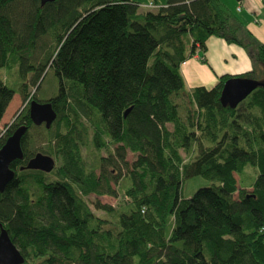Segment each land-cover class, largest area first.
Segmentation results:
<instances>
[{
    "label": "trees",
    "instance_id": "obj_1",
    "mask_svg": "<svg viewBox=\"0 0 264 264\" xmlns=\"http://www.w3.org/2000/svg\"><path fill=\"white\" fill-rule=\"evenodd\" d=\"M141 6L0 0V69L18 89L0 73V122L16 92L27 102L0 148L28 126L24 158L0 192V224L23 264H264V88L234 108L220 100L231 77L264 79V44L222 0ZM212 36L254 53V67L185 91L181 63ZM50 70L58 91L37 98L29 87L39 92ZM33 98L53 103L51 128L32 122ZM40 150L60 160L52 181L20 169ZM199 176L210 184L184 197L186 180ZM119 185L121 201L97 200V216L87 197H120Z\"/></svg>",
    "mask_w": 264,
    "mask_h": 264
},
{
    "label": "water",
    "instance_id": "obj_2",
    "mask_svg": "<svg viewBox=\"0 0 264 264\" xmlns=\"http://www.w3.org/2000/svg\"><path fill=\"white\" fill-rule=\"evenodd\" d=\"M54 0H41L44 5ZM257 87L264 88V79L257 80L247 77H231L223 86L221 93V103L223 106L236 107L245 100ZM129 110L126 111L127 114ZM29 115L36 126L45 125L47 129L51 128L57 119V111L51 101L40 102L33 98L29 105ZM28 131L27 125L18 126L14 132L6 139L0 148V192L13 181L16 171L11 164L15 160L24 158L22 148V138ZM56 167V159L43 152H36L20 169L41 170L50 173ZM25 257L19 248L12 241L6 228L0 224V264H23Z\"/></svg>",
    "mask_w": 264,
    "mask_h": 264
},
{
    "label": "crops",
    "instance_id": "obj_3",
    "mask_svg": "<svg viewBox=\"0 0 264 264\" xmlns=\"http://www.w3.org/2000/svg\"><path fill=\"white\" fill-rule=\"evenodd\" d=\"M136 1L140 4L155 1L153 7L155 9L166 3V0ZM222 2L237 20L264 44V0H222ZM206 46L204 53L199 52L181 64V73L189 88L188 91L196 86L212 88L219 82L220 76L242 74L254 67L252 58L254 53L239 44L212 36L207 40ZM203 57L206 62L202 60Z\"/></svg>",
    "mask_w": 264,
    "mask_h": 264
},
{
    "label": "rangeland",
    "instance_id": "obj_4",
    "mask_svg": "<svg viewBox=\"0 0 264 264\" xmlns=\"http://www.w3.org/2000/svg\"><path fill=\"white\" fill-rule=\"evenodd\" d=\"M148 3H146V4H148ZM146 4H142L140 9L143 10L145 8H148L151 10H156L153 7H148ZM7 70L8 69H6V68H1L0 69L1 75L8 81L9 86H11L14 89H17L16 88L17 86L14 84L16 82V80H15L16 77L13 75L12 72L7 71ZM36 87L37 86H30L29 89H30L31 93L36 92L37 98H48L51 95L55 94L58 91V87H56L53 72L51 70L47 72L44 80L41 83V87H40L39 92H38ZM188 90H189V88H188V86H186L185 91H188ZM180 102H182V104L190 106V103L185 96L182 97ZM26 104H27V102L22 99L20 93L16 92V94L13 96L11 102L9 103V106L5 112V115L3 116L2 121L0 122V136L4 133V131L7 129V127L12 124V122L16 119V117L21 113V111L24 109ZM182 111H183V109L180 110V113ZM35 144H37V146H36L37 149H40L43 146V143L40 141H36V143H34V145ZM39 152H42V150H40ZM103 154L105 155L106 152L103 151ZM55 159H56V165H59L60 160H58L57 158H55ZM128 159L130 161H133L135 159V155L133 153H129ZM246 170H248L249 173L251 174V176H253V177H255L257 174V169L251 165H248ZM245 178L247 179L246 180L247 182H249L251 180L250 177L245 176ZM54 179H55V177L53 175V171H51L50 173H47V181H52ZM209 184H210V182L208 180H206L200 176L190 178V179L186 180V182L182 188V195L184 197L188 198V197L192 196L198 188L203 187V186H207ZM118 189H120V193H121L120 197H113L110 195H104V196L99 197V196L94 195V194L87 197V201H88L92 211L97 216H103L104 214H103V211L95 208L94 202H96L97 200H100L106 204L117 205L119 203V201H121V199L123 197L122 196L123 191H124V189L121 185L118 186Z\"/></svg>",
    "mask_w": 264,
    "mask_h": 264
},
{
    "label": "bare ground",
    "instance_id": "obj_5",
    "mask_svg": "<svg viewBox=\"0 0 264 264\" xmlns=\"http://www.w3.org/2000/svg\"><path fill=\"white\" fill-rule=\"evenodd\" d=\"M184 63V62H183ZM248 63V62H247ZM33 64V63H32ZM182 64V63H181ZM245 65V64H244ZM36 66V64L33 66V67H35ZM247 66V65H246ZM31 67H32V65H31ZM244 67V66H243ZM37 68V67H36ZM40 68V67H39ZM237 68V67H236ZM240 69H241V67H240ZM31 71H32V69H31ZM44 71V70H43ZM33 72H34V70H33ZM239 77V76H238ZM30 101V100H29ZM79 166H80V163H79ZM81 167H83V166H80L79 167V169L81 168ZM78 168V167H77ZM84 169V168H83ZM81 170V169H80ZM57 174V173H56ZM27 190V189H26ZM120 190V189H119ZM34 192V191H33ZM120 192V191H119ZM26 193V192H25ZM27 194V193H26ZM33 194V193H32ZM42 196H45V195H42ZM42 196H41V198H42ZM48 196V195H47ZM29 197V196H28ZM39 197V196H38ZM46 198V197H45ZM44 198V199H45ZM52 198V197H51ZM79 198V197H78ZM28 199V198H27ZM39 199V198H38ZM50 199V198H49ZM33 201V200H32ZM35 201V200H34ZM40 201V200H39ZM44 201V200H43ZM47 201V200H46ZM55 202H56V200H54ZM48 203V202H47ZM61 203V202H60ZM34 205V204H33ZM37 205V204H36ZM42 205V204H41ZM48 205V204H47ZM59 206V205H58ZM43 207V206H42ZM145 210V209H144ZM143 213V212H142ZM2 224V223H1ZM5 228V227H4Z\"/></svg>",
    "mask_w": 264,
    "mask_h": 264
},
{
    "label": "built area",
    "instance_id": "obj_6",
    "mask_svg": "<svg viewBox=\"0 0 264 264\" xmlns=\"http://www.w3.org/2000/svg\"><path fill=\"white\" fill-rule=\"evenodd\" d=\"M148 7H155V5H154V3L151 1V2H149L148 3V5H147ZM198 54V53H197ZM196 55V54H195Z\"/></svg>",
    "mask_w": 264,
    "mask_h": 264
}]
</instances>
